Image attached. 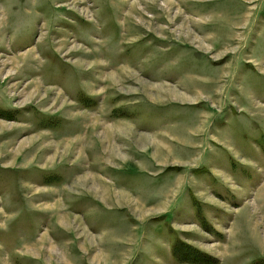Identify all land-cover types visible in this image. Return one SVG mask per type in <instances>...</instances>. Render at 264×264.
<instances>
[{"label":"rangeland","instance_id":"374dc122","mask_svg":"<svg viewBox=\"0 0 264 264\" xmlns=\"http://www.w3.org/2000/svg\"><path fill=\"white\" fill-rule=\"evenodd\" d=\"M0 264H264V0H0Z\"/></svg>","mask_w":264,"mask_h":264},{"label":"flooded vegetation","instance_id":"af4514ba","mask_svg":"<svg viewBox=\"0 0 264 264\" xmlns=\"http://www.w3.org/2000/svg\"><path fill=\"white\" fill-rule=\"evenodd\" d=\"M80 96H81V98H85L86 97V96H84V94H81Z\"/></svg>","mask_w":264,"mask_h":264}]
</instances>
